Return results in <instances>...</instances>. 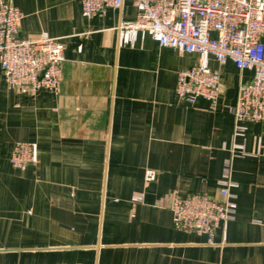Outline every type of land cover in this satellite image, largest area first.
Instances as JSON below:
<instances>
[{"label":"crops","instance_id":"1","mask_svg":"<svg viewBox=\"0 0 264 264\" xmlns=\"http://www.w3.org/2000/svg\"><path fill=\"white\" fill-rule=\"evenodd\" d=\"M1 1L22 13L20 38L56 39L64 60L57 92L31 97L0 70V264H264V122L245 123L225 232L181 230L170 210L176 197L220 198L231 109L252 72L210 59L217 100L179 104L177 74L198 57L149 36L120 43L117 27L136 19L129 1L95 17L78 0ZM17 143L34 146L35 163L11 166Z\"/></svg>","mask_w":264,"mask_h":264},{"label":"built area","instance_id":"2","mask_svg":"<svg viewBox=\"0 0 264 264\" xmlns=\"http://www.w3.org/2000/svg\"><path fill=\"white\" fill-rule=\"evenodd\" d=\"M129 1L136 9L133 22L117 27L120 43H132L138 35L149 36L160 47L194 54L198 62L177 74L175 95L179 104L192 106L198 99L215 102L219 96L220 72L209 66L228 62L251 71L250 81L240 83L231 113L234 117L229 156L223 161L216 198L204 194L176 197L170 210L179 229L212 237L225 232L236 212L232 190L234 159L247 155L243 140L246 122H264V0H78L82 15L95 17L108 8H121ZM22 13L6 1L0 2V70L8 89L27 96L41 91L56 93L61 79L63 46L56 39L20 38ZM240 141V142H238ZM36 161L30 143H17L9 162L21 169ZM145 179L153 181L154 171ZM135 202L141 197H133ZM67 264V263H63Z\"/></svg>","mask_w":264,"mask_h":264}]
</instances>
